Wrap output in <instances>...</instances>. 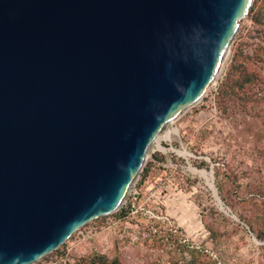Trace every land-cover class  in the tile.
Returning <instances> with one entry per match:
<instances>
[{"label":"water","instance_id":"95a60500","mask_svg":"<svg viewBox=\"0 0 264 264\" xmlns=\"http://www.w3.org/2000/svg\"><path fill=\"white\" fill-rule=\"evenodd\" d=\"M251 3L0 0V264H33L120 208Z\"/></svg>","mask_w":264,"mask_h":264},{"label":"rangeland","instance_id":"374dc122","mask_svg":"<svg viewBox=\"0 0 264 264\" xmlns=\"http://www.w3.org/2000/svg\"><path fill=\"white\" fill-rule=\"evenodd\" d=\"M258 10L264 14V0H252L203 97L151 145L122 203L136 189L132 212L121 205L91 220L33 264H73L93 254L122 264H264V21L253 22ZM241 67L252 82L235 86Z\"/></svg>","mask_w":264,"mask_h":264},{"label":"trees","instance_id":"16d2710c","mask_svg":"<svg viewBox=\"0 0 264 264\" xmlns=\"http://www.w3.org/2000/svg\"><path fill=\"white\" fill-rule=\"evenodd\" d=\"M258 1L259 0H256V2ZM263 21H264L263 12L259 10L256 11L253 16V22L256 24H261L263 23ZM240 73L242 74V76L234 81L235 86H242L243 84L252 82V78L244 73V69L242 67H241ZM143 172H144V177H145L148 173L147 167L144 168ZM222 200L224 201L223 198ZM224 203L226 202L224 201ZM255 236L258 239L262 238L260 235H255ZM73 264H122V263L117 258L109 259L106 256L101 255V254H93V255L86 256V257H81L77 259Z\"/></svg>","mask_w":264,"mask_h":264},{"label":"built area","instance_id":"2783aa9c","mask_svg":"<svg viewBox=\"0 0 264 264\" xmlns=\"http://www.w3.org/2000/svg\"><path fill=\"white\" fill-rule=\"evenodd\" d=\"M147 176V175H146ZM145 176V177H146ZM144 177V178H145ZM136 195H138V192H137V190L135 189L134 190V192L132 193V198H131V200H129L130 202H128V204H123L122 206H121V209H123V208H125V210H130L131 211V207H134V201H135V199L137 198V196ZM132 212V211H131ZM126 213V212H125ZM126 214H129V212H127ZM143 214L145 215V216H147L148 218H153V217H155L154 216V212L152 211V209H144L143 210ZM143 232V236L145 237V238H148V237H150V233H149V231H147V230H143L142 231Z\"/></svg>","mask_w":264,"mask_h":264},{"label":"bare ground","instance_id":"6f19581e","mask_svg":"<svg viewBox=\"0 0 264 264\" xmlns=\"http://www.w3.org/2000/svg\"><path fill=\"white\" fill-rule=\"evenodd\" d=\"M169 124H170V123L166 124L164 127H162V128L160 129V131L157 133V135H156L155 138L153 139L151 145L156 141L157 136H158V135H159V134H160L165 128H167ZM151 145H150V147H151ZM150 147H149V151H150ZM149 151H148V152H149ZM204 173H205V172H204ZM204 173H202V176H203L205 179H209V178L207 177V175L204 174ZM213 193H214V195H215V190L213 191ZM215 199H216V201L219 203V199L217 198L216 195H215Z\"/></svg>","mask_w":264,"mask_h":264}]
</instances>
